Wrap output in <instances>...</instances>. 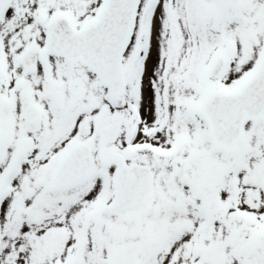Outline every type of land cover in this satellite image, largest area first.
<instances>
[{
    "label": "snow or ice",
    "instance_id": "obj_1",
    "mask_svg": "<svg viewBox=\"0 0 264 264\" xmlns=\"http://www.w3.org/2000/svg\"><path fill=\"white\" fill-rule=\"evenodd\" d=\"M0 264H264V0H0Z\"/></svg>",
    "mask_w": 264,
    "mask_h": 264
}]
</instances>
